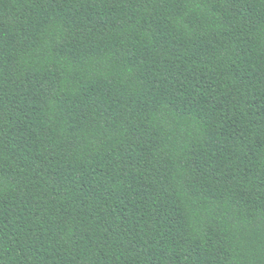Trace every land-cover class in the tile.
I'll list each match as a JSON object with an SVG mask.
<instances>
[{
  "label": "trees",
  "instance_id": "1",
  "mask_svg": "<svg viewBox=\"0 0 264 264\" xmlns=\"http://www.w3.org/2000/svg\"><path fill=\"white\" fill-rule=\"evenodd\" d=\"M0 264H264V0H0Z\"/></svg>",
  "mask_w": 264,
  "mask_h": 264
}]
</instances>
